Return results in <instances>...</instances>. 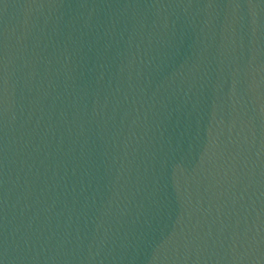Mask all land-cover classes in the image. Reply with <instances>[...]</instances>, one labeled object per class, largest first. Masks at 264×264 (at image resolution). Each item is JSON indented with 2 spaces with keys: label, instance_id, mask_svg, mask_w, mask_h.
<instances>
[{
  "label": "water",
  "instance_id": "1",
  "mask_svg": "<svg viewBox=\"0 0 264 264\" xmlns=\"http://www.w3.org/2000/svg\"><path fill=\"white\" fill-rule=\"evenodd\" d=\"M0 264H264V0H0Z\"/></svg>",
  "mask_w": 264,
  "mask_h": 264
}]
</instances>
